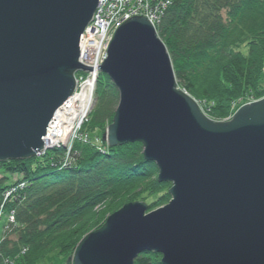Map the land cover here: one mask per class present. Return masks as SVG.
Masks as SVG:
<instances>
[{"label": "water", "instance_id": "95a60500", "mask_svg": "<svg viewBox=\"0 0 264 264\" xmlns=\"http://www.w3.org/2000/svg\"><path fill=\"white\" fill-rule=\"evenodd\" d=\"M99 0H0V162L29 159L72 96L80 41ZM119 92L110 147L140 143L173 183L168 205H125L77 247L74 264H264V99L213 121L179 88L154 26L134 18L100 67Z\"/></svg>", "mask_w": 264, "mask_h": 264}, {"label": "trees", "instance_id": "16d2710c", "mask_svg": "<svg viewBox=\"0 0 264 264\" xmlns=\"http://www.w3.org/2000/svg\"><path fill=\"white\" fill-rule=\"evenodd\" d=\"M157 32L179 86L197 100L213 102V121L230 118L241 98L264 95V0H172ZM95 97L86 130L101 135L119 103L118 90L106 75L99 76ZM63 156V150H54L0 162V207L10 187L7 176L17 175L25 183L5 207L14 212L15 222L4 229L0 264H39L49 247L57 245L59 255L75 250L121 207L146 202L142 195L153 199L149 211L170 199L169 184L158 181L157 166L145 159L140 143L103 153L77 142L69 168H63ZM104 203L107 208L95 214ZM161 259L143 253L135 264H162Z\"/></svg>", "mask_w": 264, "mask_h": 264}, {"label": "rangeland", "instance_id": "374dc122", "mask_svg": "<svg viewBox=\"0 0 264 264\" xmlns=\"http://www.w3.org/2000/svg\"><path fill=\"white\" fill-rule=\"evenodd\" d=\"M140 1L141 0H135V2H134V5H132V8L133 9H136L137 7H138V5H139V3H140ZM143 2H144V4H145V6H146V9H147V3L149 2V6L150 5H153L154 6V13L156 14H154V15H151L149 18H147L142 12H137V13H134V11H133V9L131 8V13H134L133 14V16H132V18H131V20L132 19H134V18H145L147 21H149L153 26H154V28H155V30H156V33H157V36H158V38L161 40V38L159 37V35H158V32H157V26L159 25V23H160V21L162 20V18L164 17V15H165V13H166V11L171 7V5H172V0H143ZM147 2V3H146ZM163 2V3H162ZM102 3H103V0H99V3H98V6L101 4L102 5ZM97 6V9H96V12L98 13L99 12V7ZM149 6H148V12L149 13H151V7L149 8ZM96 12H95V16L97 15L96 14ZM138 14V15H137ZM96 18H98V17H93L92 18V20H91V22H90V24H89V26H91V24H93L94 26H95V28L97 27V25L95 24V22L97 21V19ZM100 19V18H99ZM99 21V20H98ZM130 20H128V21H126V23L127 22H129ZM125 23V24H126ZM125 24H123V25H125ZM122 25V26H123ZM88 26V27H89ZM121 26V27H122ZM87 27V28H88ZM120 27V28H121ZM86 28V29H87ZM120 28H117V31L120 29ZM117 31H115L114 33H116ZM108 33H109V35L108 36H110L111 35V33H112V35H111V39L110 40H108V41H106V42H103L102 43V55L101 56H103V58H105V60H107V57H108V50H109V47H110V45H111V42H112V40H113V38H114V35H113V30L111 29V28H109V30H108ZM93 34H95V32L93 33ZM162 41V40H161ZM163 42V41H162ZM108 43V44H107ZM164 43V42H163ZM165 44V43H164ZM165 46H166V44H165ZM167 47V46H166ZM167 50H168V48H167ZM244 51H246V50H244ZM80 55H81V53H80ZM104 60V61H105ZM104 63V62H103ZM173 69H174V67H173ZM99 71H100V69H99ZM175 72V71H174ZM82 75H85V73H81V72H78V73H76V75H75V80H76V87H75V90H74V92H73V94H72V96L68 99V100H70V99H72V97H75L76 96V94L78 95L79 94V96L82 98V99H85L86 97H88V95L90 94V91L88 90V91H86L85 93H84V89H82V88H78L77 87V85H78V83H77V80L79 81V84L80 85H83V84H85V82H83V81H81V79H82ZM101 74L99 73V75H98V79H99V76H100ZM176 76V75H175ZM98 79H97V82H96V84H95V89H94V95H93V102H95L96 101V88H97V83H98ZM178 85H179V83H178ZM179 88L181 89V90H183L185 93H187L189 96H191L187 91H185L182 87H180L179 86ZM119 93V92H118ZM192 97V96H191ZM193 98V97H192ZM195 101H196V103L198 104V106H199V108H200V110L202 111V113L206 116V117H208V118H210L211 119V117L209 116V109H210V107H212L214 104H213V102H211V101H208V100H205V99H203V98H200V99H195V98H193ZM261 99V98H260ZM67 100V101H68ZM120 101V100H119ZM238 104V102H235L234 104H233V107L235 106V105H237ZM65 105V104H64ZM74 105V115L76 116L75 117V122H74V124L72 125V127L69 125L68 127H70V129L69 130H66L67 131V137H66V139H64V140H62V141H54L55 142V144H50L49 146H46L45 145V142H43L44 143V149H43V152H41L40 154H38V156H36V157H42V156H44L47 152H51V151H54V150H63L64 151V153H65V156H63V158H64V160H63V162H62V165H63V168H69L71 165H72V151H73V146H74V144L75 143H77V142H81V143H83L84 145H87V146H92V147H96V148H98V149H100V151L101 152H108V150H109V148H112V147H110V145H109V143H108V141H107V130H108V127L112 124H110L107 128H106V130L103 132V134H101L100 135V132H96V133H90V132H88L87 130H86V126H87V124L89 123V120H90V118H91V114H92V112L91 113H87V115H84L85 113H86V111H85V113L84 114H82L80 111L81 110H79V109H77L76 108V105L75 104H73ZM95 105V104H94ZM118 105H119V103H118ZM118 107V106H117ZM85 108H86V106H85ZM92 108H94V106L92 107ZM60 109H58L57 110V112L59 111ZM57 112L54 114V116H53V118H52V120H51V122H50V124H49V126L48 127H50V125L52 124V122L54 121V119L56 118V114H57ZM60 116H58L57 118H59ZM63 119H65V118H62V120ZM230 118H228V119H226V120H229ZM211 120H213V119H211ZM225 120V121H226ZM221 122V121H220ZM65 126V125H64ZM55 129H59V127L58 128H55ZM62 129V128H61ZM47 134H48V131H47V133H46V136H47ZM46 136L44 137V138H46ZM43 138V139H44ZM134 144V143H133ZM129 145V144H128ZM124 146H126V145H124ZM122 147V146H121ZM116 148V147H115ZM143 155H144V147H143ZM157 166V165H156ZM157 169H158V167H157ZM159 173H160V171H159V169H158V179H159ZM10 180H9V189L8 190H6V192L4 193V195H3V199H9V198H11V196H13L14 194H16V192L19 190H22V188L24 187L25 188V183L24 182H22V180H21V178L19 177V176H17V175H13V176H7ZM159 181V180H158ZM161 183V182H160ZM166 184H169V190H168V195L170 196V190H171V188H172V186H173V183H166ZM133 190H135V195L136 194H139L140 193V191H139V189H133ZM149 194H145L144 196L142 195L141 197H144V198H148V200L146 201V202H144V201H141V200H139V201H136V202H138V203H144L146 206H148L149 207V204L150 203H152L153 202V199L152 198H150V197H147ZM171 196H170V199H169V201H168V203L167 204H165V205H162V206H159L158 204H157V206H159V207H156L155 209H153V210H151V211H149V208H148V212H147V215H148V213H150V212H153V211H156V210H158V209H160V208H162V207H164V206H166V205H168L169 203H170V201H171ZM107 203V202H106ZM106 203H104V204H102V205H100L99 207H97V209H95L94 211H95V214L98 212H102V211H104L107 207V205L108 204H106ZM132 203H134V202H132ZM129 204H131V203H129ZM127 205V204H126ZM125 206V205H124ZM123 206V207H124ZM123 207H121L119 210H121ZM0 210H3L2 208L0 209ZM118 210V211H119ZM117 211V212H118ZM0 213H1V211H0ZM116 213V212H115ZM111 216V215H110ZM110 216H108L107 217V219L110 217ZM106 219V220H107ZM14 222H15V216H14V212H12V211H10V212H8V211H6V210H3V212L0 214V242L2 241V240H4L3 239V237H4V234H5V230L6 229H9V227H10V225L13 223L14 224ZM106 222V221H105ZM105 222H104V224H105ZM103 224V225H104ZM102 225V226H103ZM102 228V227H101ZM5 229V230H4ZM99 230V229H98ZM94 231H96V230H94ZM91 232H93V231H91ZM91 232H89L88 234H90ZM87 234V235H88ZM86 236V235H85ZM84 236V237H85ZM83 237V238H84ZM82 238V239H83ZM81 239V240H82ZM62 242V241H61ZM60 242V243H61ZM80 243V242H79ZM57 244H58V242H57ZM62 244V243H61ZM78 246H79V244H78ZM77 246V247H78ZM77 247H76V249L75 250H73V251H66V253L64 252L63 254H60L59 255V253L57 252L58 250H57V245H52L51 247H49V249H48V251H45V252H43L41 255H40V258H42V259H40V261L38 262L39 264H74L73 263V260H74V257H75V253H76V250H77ZM24 253H26V250H24L23 251V254Z\"/></svg>", "mask_w": 264, "mask_h": 264}, {"label": "built area", "instance_id": "2783aa9c", "mask_svg": "<svg viewBox=\"0 0 264 264\" xmlns=\"http://www.w3.org/2000/svg\"><path fill=\"white\" fill-rule=\"evenodd\" d=\"M134 2L135 0H117V1L103 0L101 9L99 10L96 16L94 15V17H98L96 18L97 21L95 22L97 27L95 28V26L91 24V26L87 28L86 35L83 34L80 41L81 63H83V65L88 68H98V70H91L90 72H85V75H82L81 81L85 82V84L80 85L79 81L77 80L78 83L77 87L84 89V93L89 90L90 94L88 95V97L84 99V101L81 98L82 96L80 97L79 94L78 95L76 94L75 97H72V99L68 100L65 103L63 108H60V110L56 114V118L54 119V121L50 125V128L48 129V134L46 138H44V142L46 146H49L50 144L53 143L51 142V140L62 141L66 139L67 137L66 130L70 129L68 127L69 122L71 121L72 117H76L75 116L76 114L74 115L73 112L74 111L73 104L76 105L77 109L81 110L80 111L81 113L84 111L82 114H84L86 111L84 115H87V113L89 112V108L91 105H89L88 103L87 106L86 100H89V102L93 101L95 84L97 82L98 75L100 73L99 69L105 60V58L101 56L102 43L110 40L112 35L111 33V35L108 36L109 28L113 30V34H114L115 30H117V28H120L123 24H125L126 21L130 20L134 13L142 12L147 18L155 14L151 10H150L151 13L148 12L149 2L148 3L146 2L147 9L143 0L140 1L136 9H133L132 5H134ZM131 8L133 9L134 13H131ZM94 32L95 34H93ZM58 116L60 117L57 118ZM62 118L65 119L62 120ZM58 127L59 129H55Z\"/></svg>", "mask_w": 264, "mask_h": 264}, {"label": "bare ground", "instance_id": "6f19581e", "mask_svg": "<svg viewBox=\"0 0 264 264\" xmlns=\"http://www.w3.org/2000/svg\"><path fill=\"white\" fill-rule=\"evenodd\" d=\"M114 1H117V0H114ZM99 7V9H101V4L98 6ZM150 7H151V11L152 12H154V6L153 5H150ZM127 8V7H126ZM125 8V9H126ZM96 14H97V12H96ZM93 17H94V15H93ZM131 20V19H130ZM86 31H87V29L84 31V33L83 34H85L86 35ZM115 31H117V30H115ZM115 34V33H114ZM113 34V35H114ZM167 48V47H166ZM169 53V52H168ZM170 55V54H169ZM170 59H171V57H170ZM171 63H172V66H173V62H172V59H171ZM80 64L81 65H83V63H81V61H80ZM84 66V65H83ZM82 74L83 73H85V72H81ZM262 99H264V95L261 97V99H255L253 96L252 97H244V98H241L240 100H238L237 102H238V104L237 105H235L234 107H238V109H233V111H232V113H231V116H230V119L229 120H231L232 119V117L236 114V112L238 111V110H240L242 107H244V106H248V105H251V104H254V103H257V102H259L260 100H262ZM83 101H84V99H83ZM83 101H81V102H83ZM88 101V102H87ZM88 103H89V105H91L90 106V108H89V113H91L92 112V110H93V106H94V104H95V102H93V101H90L89 102V100H86V105L88 106ZM64 107V105L61 107V108H63ZM74 122H75V117H72V119H71V121L69 122V125L72 127V125L74 124ZM222 122V121H221ZM50 127H48L47 128V131H48V129H49ZM70 128V127H69ZM54 141H56V140H51V142H53V144H55V142ZM43 142H44V139H43ZM10 202V199H3V201H2V204H1V207H0V209L2 208L3 210H6V205L8 204ZM134 203H138V202H134ZM131 204H133V203H131ZM3 210H0L1 211V213L3 212ZM0 213V214H1ZM146 253V252H145ZM154 254H156V253H154ZM160 255V254H159ZM162 257V256H161ZM161 261H162V259H161Z\"/></svg>", "mask_w": 264, "mask_h": 264}]
</instances>
